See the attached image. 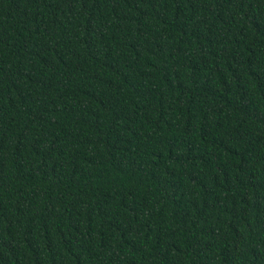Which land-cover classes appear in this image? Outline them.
<instances>
[{"label":"trees","instance_id":"16d2710c","mask_svg":"<svg viewBox=\"0 0 264 264\" xmlns=\"http://www.w3.org/2000/svg\"><path fill=\"white\" fill-rule=\"evenodd\" d=\"M0 264H264V0H0Z\"/></svg>","mask_w":264,"mask_h":264}]
</instances>
